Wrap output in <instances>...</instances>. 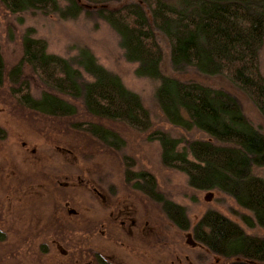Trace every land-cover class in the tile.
I'll return each mask as SVG.
<instances>
[{
	"label": "trees",
	"instance_id": "obj_1",
	"mask_svg": "<svg viewBox=\"0 0 264 264\" xmlns=\"http://www.w3.org/2000/svg\"><path fill=\"white\" fill-rule=\"evenodd\" d=\"M0 7L9 13L83 15L106 24L134 72L156 82L154 99L161 115L173 127L200 135L186 142L175 138L170 145L174 155H163V164L183 172L192 189L224 195L243 211L233 213L239 222L207 210L190 231L186 218L178 230L224 264H264V177L253 173V167H264V132L245 115L236 95L250 102L264 122L259 67L264 0H0ZM165 49L171 73L162 71ZM21 51L13 67L0 53V85L8 83L15 96L28 93L26 80L13 85L23 73L39 79L56 121L71 124L81 135L95 123L118 122L136 130L150 126L140 95L93 55L73 67L46 52L44 39L27 33ZM208 80L222 83L213 87ZM151 137L164 139V133L157 129ZM144 174L133 176L138 180ZM167 214L177 221L176 212L168 209Z\"/></svg>",
	"mask_w": 264,
	"mask_h": 264
},
{
	"label": "rangeland",
	"instance_id": "obj_2",
	"mask_svg": "<svg viewBox=\"0 0 264 264\" xmlns=\"http://www.w3.org/2000/svg\"><path fill=\"white\" fill-rule=\"evenodd\" d=\"M95 23L94 19L83 15L62 18L40 13H9L0 7V53L6 65H16L22 53L21 39L27 33L32 38L44 39L46 52L66 58L73 67L83 65L93 55L99 64L119 75L130 90L140 95L149 111L150 126L136 130L118 122L95 123L91 132L81 135L72 129L71 124L56 121L51 107L45 104L49 97H43V83L32 76L26 78L23 73L13 85L18 87L21 80H26L24 88L27 94L16 92L13 96L8 83L0 85V155L11 154L15 158V155L34 147L37 154L73 152L78 156L84 172L99 180L100 190H109L113 197L134 204L138 217L145 218V224L152 232L150 236L162 241L158 250L146 251L143 247L139 252L130 253L107 237L95 241L100 249L122 255L127 252L126 256L142 259L143 264H224L220 257L217 259L199 247H189L178 225L186 218L190 231L191 225L207 210H219L240 222L234 214L241 213V208L232 199L217 192L210 195L209 192L192 189L183 172L163 164V155H174L170 145L175 138L182 136L187 140L200 135L196 131L184 132L173 127L161 115L154 99L156 82L137 75L135 65L123 58L116 34L103 22ZM167 53L165 49L162 71L171 73ZM259 67L264 76V41L259 50ZM208 82L213 87L222 83ZM238 94L245 115L264 132L262 117L250 102ZM49 96L54 99V96ZM157 129L163 131L164 139L151 137ZM184 144H180L181 147ZM51 145L57 146L60 151L55 149L53 152ZM141 172L145 176L136 180L133 175ZM253 173L264 177V167H253ZM87 195H81L83 201H92ZM93 202L97 208L100 206L98 199H93ZM177 207L179 210H175ZM168 209L178 214L176 222L169 218ZM123 240L126 238L123 237ZM43 243L48 251L42 255L37 242H0L1 260L4 264H60L51 243ZM61 243L75 247L72 242L63 240Z\"/></svg>",
	"mask_w": 264,
	"mask_h": 264
},
{
	"label": "flooded vegetation",
	"instance_id": "obj_3",
	"mask_svg": "<svg viewBox=\"0 0 264 264\" xmlns=\"http://www.w3.org/2000/svg\"><path fill=\"white\" fill-rule=\"evenodd\" d=\"M51 147L53 152L60 151ZM35 152L36 147L15 158L0 155L1 243L37 242L43 255L48 251L43 242L48 241L60 264H143L142 259L126 256L127 252L100 249L95 241L107 237L130 253L143 247L158 250L162 241L150 236L137 207L113 197L109 190L101 191L99 180L84 172L76 154ZM83 193L92 201H83ZM93 199H98V208ZM184 236L189 247H198L191 234ZM63 240L75 247L63 245Z\"/></svg>",
	"mask_w": 264,
	"mask_h": 264
}]
</instances>
